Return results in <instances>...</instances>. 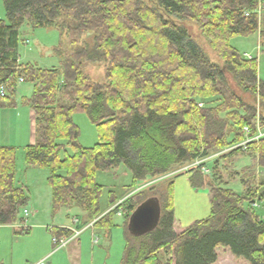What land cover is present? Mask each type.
Here are the masks:
<instances>
[{
    "label": "trees",
    "instance_id": "16d2710c",
    "mask_svg": "<svg viewBox=\"0 0 264 264\" xmlns=\"http://www.w3.org/2000/svg\"><path fill=\"white\" fill-rule=\"evenodd\" d=\"M2 4L0 86L6 95L0 96V108L16 105L18 79L31 85V94L20 100L34 117L35 142L25 147L24 163L48 171L52 216L73 207L84 214V224L108 233L109 217L120 207L113 199L112 210L101 216L97 171L124 165L132 186L144 185L243 142L244 128L249 137L264 129V82L258 79L257 59L243 57L230 44L255 33L264 42L262 0ZM187 23L197 27L219 64L209 60ZM24 26L52 28L66 40L54 48L59 68L19 63ZM98 63L105 66L103 83L83 71ZM75 113H85L96 128L98 142L91 148L77 142ZM223 155H252L264 169V137ZM15 160V148L0 146V225L22 223L20 213L28 202L15 186ZM188 172L193 188L209 189L210 215L181 228L173 215L172 181L164 189L152 186L129 196L121 264H217L219 250L238 264H264V218L251 207L264 202L255 173L241 176L244 191L237 194L215 186L199 168ZM150 198L159 202V222L151 232L133 235L131 214ZM52 236L70 237L71 232L55 229Z\"/></svg>",
    "mask_w": 264,
    "mask_h": 264
},
{
    "label": "rangeland",
    "instance_id": "374dc122",
    "mask_svg": "<svg viewBox=\"0 0 264 264\" xmlns=\"http://www.w3.org/2000/svg\"><path fill=\"white\" fill-rule=\"evenodd\" d=\"M0 12H4L2 0H0ZM186 26L192 38L202 48L209 60L213 63L219 64V58L217 57L215 52L211 50L207 41L203 37H201L197 27L190 23H187ZM23 30L24 27H22L21 31ZM26 32L29 39H32V37H34V39L38 41V43L35 44V41L32 42L35 47L31 50H28V47H32V43L30 44V41L28 45L20 44L19 53L22 55V57L27 59L28 63L31 64L35 63L29 61H31V59H36L37 61H39V65L41 64L42 67L49 68L52 65L58 67L60 65L61 58L54 54V48L58 46L60 42H64L65 39L63 40L60 37L59 33L52 28H37L33 30H27ZM30 33H33V36ZM230 44L235 49H237L240 54H243L244 52H250L257 45L256 35H250L248 37H235L230 41ZM68 48V45L64 46V50H68ZM261 49L262 52L257 53L254 51L252 55L257 59L258 79L264 82V43L261 45ZM35 53H38V55H35ZM27 61L24 63H27ZM104 70L105 66L102 63L88 64L83 67V71L87 75H89V77L93 81L99 83L104 82ZM18 84L21 85L18 86ZM18 84H16V91L23 90L26 87H31L30 84L26 82ZM30 94L31 91L29 95ZM72 120L79 130V136L77 139L78 144L83 148L93 147L98 142L97 131L86 114L75 113L72 115ZM67 153L71 154L70 148H67ZM221 153L223 155L227 152L223 153L222 151ZM18 156V159H20L21 161L18 163L17 169L15 168V179L17 175V179L21 180V183L24 184V187H26V189L32 196L37 190L40 193L42 191V186L46 188L47 185V188L49 189L50 187L47 183L46 178L48 171L45 169H37L43 170L44 172L39 174H37L36 172L32 173L33 171H29L30 169H28V171H25V168L23 166L24 163L22 149H20ZM225 157L224 155L223 157H217L215 154L213 155V157H211V159L204 162L201 161L200 163L205 166L207 173L205 175L215 186L228 188L237 194H241L244 191V188L241 184V176L249 175L253 172L255 173V183L258 187H261V189H259V192L264 193V169H259L255 157H253L252 155H239L232 158ZM188 170V168L181 169L168 176L161 177L144 185H141V182H139L135 186H132L131 173L124 165H119L117 168L110 171H97L94 180L97 185L101 186V194L99 196V211L100 213H108L112 209L111 206L113 199L119 201H121L122 199H128L129 196L146 191L152 186L161 190L166 187L169 181H172L173 215L176 223L181 228H184L195 221L204 220L210 215L211 211L209 189L206 186L193 188L189 182L188 177L191 173H189ZM40 174H43V176ZM138 200L139 198L137 197V199H135L133 203H137ZM119 201L117 202V204H119ZM256 202L258 206L252 208L253 212L258 214L261 218H264V202ZM125 205L126 204L124 203L123 206H120L122 207L120 208V211H116L115 213L110 215L109 220L111 222V225L108 233L105 232L104 228L92 227L88 228L82 235H80L79 239H81L82 243V257L80 260L81 264H92V262L94 264H121L123 251L125 248V215L128 214L125 213ZM28 206L29 202H27L26 209L28 208ZM71 209L72 210H70L69 212L64 211L67 216H71L80 212L76 208L72 207ZM56 215L54 217H56ZM41 220H43V224H41L44 225L43 230L31 228L32 236L30 237L28 243V245H30V248H27L26 254H22V257L27 256L29 264H33L32 261L37 255L39 249H37V246L41 245L43 238L45 242V233L48 236L47 238L49 241L50 252L52 254L55 253L53 252L51 244L52 235L49 232L47 233V231H52V228H50L52 219L51 217H49V221L44 222L45 219L43 217ZM27 221L22 222L20 225L16 223L17 227L15 228V230L18 231L20 227L28 226V224L26 223ZM25 233L26 232L24 231V233L21 234ZM91 234H94V236L91 237ZM92 238H99V243L97 242V245H94V247H92L91 245V242L93 240ZM44 242L42 243V245L44 244ZM159 257L162 261H167V257L161 254L159 255ZM217 264L238 263L234 262L230 256L219 250Z\"/></svg>",
    "mask_w": 264,
    "mask_h": 264
},
{
    "label": "crops",
    "instance_id": "0c3cea01",
    "mask_svg": "<svg viewBox=\"0 0 264 264\" xmlns=\"http://www.w3.org/2000/svg\"><path fill=\"white\" fill-rule=\"evenodd\" d=\"M264 1V0H262ZM263 11L261 13V19L264 18V7L262 8ZM5 13L0 12V19L5 18ZM27 30H33L30 27L24 26V30L21 31V42L20 44L22 45H28L29 41L30 44L35 41V44L38 43L32 37V39L28 38L27 36ZM33 36V33H30ZM256 39H257V45L255 48H253L250 52H244L241 55L246 54L248 57L247 59L254 58L252 53L255 51L257 53L262 52L261 45L264 43L260 40L259 33H255ZM253 35V36H254ZM232 46V45H231ZM35 46L32 43V47H28V50H31ZM233 47V46H232ZM237 50V49H236ZM238 51V50H237ZM239 52V51H238ZM35 55H38V53H35ZM27 59L22 57V55L19 53V63L25 64ZM29 62H34L36 65H38L40 68H45V69H50V68H58L57 66H51L49 68L47 67H42V65H39V61L36 59H31ZM28 63V61H27ZM21 84H18V86ZM31 86V85H30ZM17 90V86H16ZM31 91V87H26L23 90L15 91V104L13 107H4L0 108V146H11L15 148L16 151V160H15V168L17 169L18 163L21 161L18 159V153L20 149L23 151V163H24V150L25 147L34 144L35 142V137H34V117L32 111L22 105L20 103V100L22 98L28 97L29 93ZM264 129H261L263 132ZM264 133V132H263ZM25 171L30 169L29 171H33L32 173L36 172L37 174L39 173H44L43 170H37L41 169L38 167L34 166H26L25 163L23 164ZM17 172V170H16ZM43 176V174H40ZM170 175V174H169ZM168 176V175H166ZM48 178V173L47 177ZM15 186L18 188H21L25 195L27 196L29 206L25 210H27V217L26 218V223L28 226L26 227V231L28 233H24V230L18 229L21 233L17 234V230L15 228L17 227L16 224L13 225H0V264H29L27 256H23L22 254H26L27 248H30L28 245L29 239L32 236V231L31 228L33 229H41L43 230L44 225L41 220L43 217L45 219L44 222L49 221L48 218L51 217V227L52 231H47L51 235L55 229H71L74 228L72 226L71 221L72 219H77L79 222L75 226V228L79 229L81 231L80 235H82L87 229L89 224H84L83 222L85 221L84 214L79 212L71 216H67V214L64 211L69 212L72 209H61L56 215V217L52 216L50 213L51 210V190L50 188H46L42 186V191L39 193L38 190L33 194V196L28 192L26 187H24V184L21 183V180L15 179ZM29 194V195H28ZM119 201V200H118ZM113 208V206H111ZM110 208V209H111ZM112 210V209H111ZM51 215V216H50ZM105 215L104 212L101 213V216ZM23 217V215H22ZM20 218H21V213H20ZM22 219V218H21ZM55 219V220H54ZM57 220V221H56ZM23 222V221H22ZM21 224V223H20ZM19 224V225H20ZM47 228V227H46ZM89 228H92L89 227ZM25 231V232H26ZM79 235V237H80ZM94 234H91V237H93ZM45 242L44 238L42 240V243L44 244L37 246L38 252L35 258L33 259V264H36L42 260H46L48 264H81V257H82V243L81 239L78 238V240L73 241L69 243L66 247L56 249L53 247V252H50V246H49V241H48V236L45 233ZM93 239V238H92ZM97 241L99 243V238H94L91 242L92 247L94 245H97V242L95 243L94 241ZM105 243V242H104ZM52 244V243H51ZM101 247V246H100ZM92 264H94L92 262Z\"/></svg>",
    "mask_w": 264,
    "mask_h": 264
},
{
    "label": "built area",
    "instance_id": "2783aa9c",
    "mask_svg": "<svg viewBox=\"0 0 264 264\" xmlns=\"http://www.w3.org/2000/svg\"><path fill=\"white\" fill-rule=\"evenodd\" d=\"M263 7H264V5L261 8H263ZM244 57L247 58L248 56L245 54ZM18 83H23V80L22 79H18L17 84ZM5 95H6L5 87L3 85H1L0 86V96L1 97H4ZM198 106L201 107L202 104H198ZM243 132L245 133V137H246L245 140L243 142L239 143V144H236L234 146H231L230 148H228L226 150H223V153L224 152H229V151H231L233 149H236V148H242V150H245L246 147H247V144L249 142L256 141V140L264 137V133L261 131V129H258L257 134L255 136H253V137H249L248 136V130L246 128L243 129ZM218 154L220 155L222 153L220 152ZM218 154H216L217 157L219 156ZM209 159H211V157L197 159L193 164H191L189 166H186V167H184L182 169H187L188 168L189 170H191L193 168H199L204 174H207L206 173L205 166L203 164H200V163H201V161L204 162V161L209 160ZM125 201H126V199H122L121 201H119V204H117L115 206H119V207L120 206H123L124 203H125ZM257 206L258 205H257V202L256 201L253 202L252 205H251L252 208H255ZM120 208H122V207H120ZM21 213L23 215V217L21 215L22 221L25 222L26 221V218L25 217H27V210L23 209L21 211ZM78 222L79 221L77 219H75V218L72 219L71 224H72V226H74V228L68 229L71 232V236L70 237H60L59 238V237H56V236H52L51 243H52V245H53L54 248H56V249L64 248L69 243L78 240L79 235L81 233V231L79 229L75 228V226L78 224ZM92 224L93 223H89L90 226H88V228L91 227ZM20 229L26 231V227H24V226L20 227ZM94 242L96 243L97 241L95 240ZM36 264H48V263L46 262V260H42V261H40V262H38Z\"/></svg>",
    "mask_w": 264,
    "mask_h": 264
},
{
    "label": "water",
    "instance_id": "95a60500",
    "mask_svg": "<svg viewBox=\"0 0 264 264\" xmlns=\"http://www.w3.org/2000/svg\"><path fill=\"white\" fill-rule=\"evenodd\" d=\"M160 219V205L156 198H150L141 203L131 214L129 232L136 236L151 232Z\"/></svg>",
    "mask_w": 264,
    "mask_h": 264
}]
</instances>
